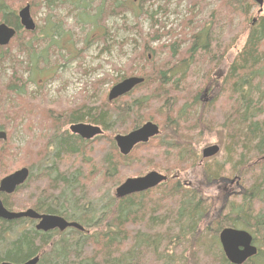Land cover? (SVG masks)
I'll list each match as a JSON object with an SVG mask.
<instances>
[{
  "label": "trees",
  "instance_id": "16d2710c",
  "mask_svg": "<svg viewBox=\"0 0 264 264\" xmlns=\"http://www.w3.org/2000/svg\"><path fill=\"white\" fill-rule=\"evenodd\" d=\"M127 1H103L97 14L101 19L115 15L122 18L131 11L135 17L151 18L148 31L139 24L123 26V30L133 35L129 39L133 50L122 67L111 64V70L121 74L117 82L132 76L143 78V82L111 102L107 96L96 95L93 101L92 95L82 94V103L78 106L57 111L52 103L46 110L41 109L45 113H40V120L34 119L38 126L34 127L30 121L24 132L32 136L33 128L39 127L42 131L44 126H53L39 142L45 154L38 167L42 162L46 165L33 172L34 167L28 166L27 159L24 166L29 175L25 183L13 194L1 195L8 210L22 211L29 207L77 222L83 229L42 232L35 229L30 219H0V263L20 264L38 256L37 264H144L149 255L153 256V264H182L190 252L188 258L196 256L194 264H230L217 235L222 228L234 227L249 230L258 247L257 254L245 264H264V162L259 161L264 156V8L260 13L257 11L256 19H251L256 8L251 0H211L216 3V9L213 7L200 20L196 17L205 0H187L189 17L185 16L174 29L165 30V24L148 13L147 0ZM42 5L48 16L42 31L45 39H36L33 33L38 28L34 32L24 31L8 1L0 0V21L16 30L11 42L0 47V70L4 73L7 63L11 71L4 82L0 78L3 109L0 110L8 112L14 121L9 118L10 123L0 124L2 131L10 124V133L23 114L19 106L21 98L29 95L34 104L28 106L34 111L35 100L37 103L46 100V94L40 97L43 89L36 95L27 93L30 79L22 76L24 70L30 74L41 71L42 66L35 60L56 48L48 39L56 28L49 22L54 17L53 3L43 0ZM162 9L160 6L159 10ZM106 32L96 40L106 43ZM165 37L168 41L163 40ZM47 40V46L37 48L36 44ZM240 40V47L234 48ZM154 43L161 44L153 47ZM231 46H234V55L221 79L223 96L202 102L204 85L213 78ZM16 56H24L28 66H23V59ZM110 78L105 74L92 83L94 94ZM9 96L19 101L8 102L5 107L4 100ZM27 117L33 119L32 114ZM40 121L43 126H39ZM145 121L157 124L160 133L147 143L136 145L128 155H121L112 133L113 136L126 134ZM82 122L97 125L106 134L83 140L62 129L64 124ZM164 125L170 129L169 140L162 138ZM219 129L225 133L221 134ZM212 130H218L216 133L223 137L221 151L225 150L227 155L223 162H217L215 157L200 161L199 149L207 143L211 135L207 133ZM34 144H28V151L35 152ZM148 144H157L154 151ZM2 146L0 166L11 156L8 141L2 142ZM139 148L151 150V155L146 154L150 155L149 159L145 155L133 157ZM185 165L191 166L200 179L217 181L216 186L228 173H237L240 177L244 173V179L249 177V184L237 200L225 204L218 213V209L212 210L208 202L211 199L196 183L194 187L182 185L181 179L187 176L180 177L178 173ZM122 167L132 168L133 177L149 170L163 172L167 180L152 190L116 198L107 192L120 183L101 189L103 180L95 179L97 175H94L103 170L105 179H109ZM87 170L89 174L85 175ZM176 177V182L169 185ZM22 191L25 193L19 194Z\"/></svg>",
  "mask_w": 264,
  "mask_h": 264
},
{
  "label": "rangeland",
  "instance_id": "374dc122",
  "mask_svg": "<svg viewBox=\"0 0 264 264\" xmlns=\"http://www.w3.org/2000/svg\"><path fill=\"white\" fill-rule=\"evenodd\" d=\"M7 1L10 4L11 9L15 11V14H17L18 10L21 7L25 5L30 6L31 16L36 24V27L38 28L36 32H34L36 29L33 31L34 32L33 34L36 39L39 38L43 39L44 35H42V31L45 25L46 18L48 17L46 8H44V6L42 5L43 0H7ZM103 1L105 3H109L111 0H84V1L80 0V2L79 1L75 2L74 0H58L52 2L53 5L51 7V10H52V16L54 17H51L49 22L52 23V25L55 24L54 26H56V28H55V32L53 34H50L48 39L54 42L56 48L55 49L53 48V50H51L52 51L51 53L44 52L42 57H39L37 58V60H35L37 61V65L39 67L42 66L43 69L41 71L34 70L33 74H30V72L27 70L22 71L23 78L30 79V82L29 83L27 82V90H28L27 93L31 94L32 92L35 93L36 95L39 93L40 90L43 89L41 91L40 97L41 96L44 97V94H46V100H44L43 102L41 100V102L39 101V103H37L35 100V105L37 109L36 111H34V108L32 110L31 106H28L30 105L29 103L34 104V102L30 100L31 99L29 98L30 96L27 95L25 96V98H21L23 99V101H21L22 104L19 106H22L20 107V110L24 112L22 115L20 114L21 116L19 120L16 121V123L14 124L15 126L13 127L12 129L13 131L11 133H9L11 128L10 124L8 128L5 129V132L8 134L6 140L0 141V148L1 147L3 148L2 142L8 141V145H11L10 147L11 150L8 152L11 153V156H9L4 161V165L0 166V178H2L4 175H7L8 173H12L20 169V166L21 168L25 167L24 165H26L27 159H28V163H27L28 166L34 167L33 172H36L37 170L45 166L46 162H42L38 167V164L41 162L39 161L41 156L45 154V148H42L43 144L39 145V142L41 143L42 139H45L46 134L54 129L53 126L51 125V128L48 126H44L43 128L45 130L43 129L42 131L39 129V127L33 128L32 136L24 132V127H26L28 125V122L30 121H32L34 127H37L38 123L34 119L40 120V113L44 114L46 108L51 107V105L53 104L55 105V107L57 106V111L60 110L62 111V109L66 107H71L73 105H77V106L80 105L82 103V99H81L82 94L86 95L87 97L92 95L93 101L97 99L96 95L100 96L101 98H106V96L108 95V91L110 90V88L113 86L114 83L116 84V82L120 79L119 77L121 75L118 72H113L111 70V64H114L118 67H122L123 64L126 62V60L130 57L131 52L133 50V45L129 40L130 38H133V35L123 30V26L124 25L134 26L136 24H139L144 31L149 30L152 23V20L150 21L151 18H147L144 16L135 17L136 15L131 11L126 12L123 15L124 18L122 17L123 19L121 18V16L118 17L116 15L101 19V15L99 16L97 13L101 11V5L103 4ZM139 1L140 0H136V3H138ZM100 3L101 5L99 6ZM127 3H129V0L127 1ZM187 5H188L187 0H181L180 2L177 0H170L168 4L164 3V0H154V1L147 0L145 8L148 10V13L153 14L154 20L163 22L165 24V30H168L169 28L174 29L180 20H182L185 16H188L189 13L187 12H189L188 11L189 5L188 7ZM160 6L163 7L162 10H159ZM213 7L214 8L216 7V3H213V1L211 2V0H205V5L200 6V10H199L200 15H198L196 18L197 19L200 18L201 20V18L204 17L209 10H212ZM196 9L193 11H197ZM258 9L259 7L256 4V8L252 11L251 19L253 18L256 19ZM84 15H86L87 17H79ZM94 16H96L97 19ZM1 22L2 21H0V23ZM104 32L107 33V42L103 44L102 41H99L100 39L99 40L96 39L98 36L103 35ZM224 34L225 31L223 35ZM168 39L169 38L165 37L163 40L168 41ZM49 40L44 41L43 43L36 44L37 48L39 47L42 48L43 46H47ZM30 41H32V39ZM161 43L157 45H155L156 43H154L153 47L158 46ZM121 44H122V48L119 47ZM236 44L237 45H235V47L231 46V48H228L225 58L221 61V64L218 65V67L216 68L217 70L213 73L214 75H212L214 79L210 77L211 78L210 81L206 83L204 87L202 86L203 90L208 87L209 90L212 91V93H209V95H207L208 100L205 102H211L213 100H216L218 97L221 98V96H223V92H222L223 83L221 79L227 71L228 63L233 58L234 55L233 47L239 48L241 44V40L236 42ZM14 52L15 50H13V53ZM16 58L20 60L23 59L22 60L23 66L24 65L28 66V61H26L24 56H16ZM5 66L6 69L4 73L3 71L0 70V78L2 82L7 80V75L8 76L11 75L10 74L11 71L10 69H8L9 65L6 63ZM18 72H20V70ZM105 74L110 75L111 78L109 80H106L105 82H102L100 88L94 94L91 88V84L94 83L95 81L102 79V77ZM17 93L19 94L20 91L18 90ZM201 100L202 102H204V97H202ZM4 101H5L4 105L6 107L7 104L11 103L12 101L18 102L19 99L16 98L15 96H9ZM12 104L15 105V103ZM10 106L11 104L8 105V107ZM41 109H45V110L42 111ZM167 111H169V108ZM30 114H32L33 116V119L31 120L27 117ZM9 118L11 119L8 112L4 111L3 113L0 114V124H4L5 122L10 123ZM12 121L13 119H11V122ZM160 124L163 125L162 123ZM40 125H42L41 121L39 123V126ZM62 129L69 131V125L64 124ZM216 131L218 130H212L210 133H207L211 135L207 137L208 139L207 143L203 144V146L200 147L199 149L200 153H201V149L209 144L216 143L220 145V148L224 147V145H222L221 143L223 141V137L219 136L216 133ZM219 132H221V134L225 133V131H222L221 129H219ZM103 134L105 135L106 133L103 132ZM112 137H114L113 133H112ZM170 137H171L170 129L168 130L164 125L162 138L169 140ZM28 144L35 145L36 147L35 152L34 150L33 152L28 151ZM156 145L157 144H153L150 146L152 147L151 148L152 151H154L153 147ZM16 149H19L17 153L15 151ZM5 150L6 148L4 149V151ZM151 150L144 151L142 150V148H139L135 151L136 153L133 154V157L142 158V156L145 155L149 159V156L152 153ZM161 152L163 154V150H161ZM171 152L172 151H170V153ZM146 154H150V155H146ZM25 156L27 158H25ZM226 157H227L226 151L222 150L217 154L215 160L217 162H223L226 160ZM147 160H145L146 161L144 162L145 164H149ZM259 161H262V158ZM87 167L88 166L86 165L85 168ZM193 170L194 169L191 166L185 165L183 171L178 173L180 177H183L184 175L188 177V179L187 177L181 179V181H184L182 185L186 184L187 186L189 183V185L194 187V183H196L199 186V189H203V191L205 192L204 194H207V196L211 199L208 201L211 204V208H213V210L219 209L218 213H221V211H223L225 204H227L231 200H237L239 194L242 193L244 186L249 184L248 182L249 177L247 176L246 177L247 179L246 178L244 179V173H242L241 177L237 173L232 175L228 173L224 178L227 179L226 182L229 181V183L227 184L225 182H222L221 184L216 186L212 182L207 181L205 177H202L200 179V176L198 174H195ZM131 172H132V168L122 167L120 170H118L117 174H115L111 178L109 177V179L108 178L105 179L106 178L104 177L105 171L103 170L96 172L94 177L97 175L95 179L103 180V186L101 188L103 189L107 186L113 185L116 182L121 183L126 178L133 177V173ZM246 172L250 176L249 172L248 171ZM87 173L89 174V170L85 171V175H87ZM177 178L178 177L170 181L169 185H172L174 182H176ZM116 187L117 186L111 188L107 192V194L114 196ZM228 189L237 193L235 195L236 198H233L234 196L231 197L230 195L227 197L226 193ZM24 193L25 191H22L19 194H24ZM14 208L16 209V207ZM190 255H191L190 252H188L183 258V261L187 258L186 259L187 262L186 263L184 262L185 264H194L196 260V256H193L190 259L188 258ZM153 262H154L153 256H149V255L146 256L144 264H153ZM177 264H181V263L177 262Z\"/></svg>",
  "mask_w": 264,
  "mask_h": 264
},
{
  "label": "water",
  "instance_id": "95a60500",
  "mask_svg": "<svg viewBox=\"0 0 264 264\" xmlns=\"http://www.w3.org/2000/svg\"><path fill=\"white\" fill-rule=\"evenodd\" d=\"M252 1H254L259 7H261L264 3V0ZM17 17L24 30L28 32L35 30L36 25L31 17L29 5H25L21 8L17 12ZM15 34L16 31L14 28L9 27L3 22L0 23V46H7ZM142 82L143 78L137 76L121 80L120 82L114 84L108 91V101L111 102L119 97H122ZM69 131L84 140H91L92 138L102 134V130L99 126L86 123L70 125ZM159 133L160 130L158 125L154 122L147 121L126 134H116L113 140L119 153L126 156L136 145L140 143H147L151 138L157 136ZM6 138V133L4 131H0V141H4ZM219 150L220 147L217 144L206 146L201 150V157L202 159L210 158L216 155ZM28 175L29 170L27 168H20L3 177L0 180V194L14 193L17 187L25 183ZM166 180L167 176L158 171H149L138 177H129L115 189V197L123 198L131 194L148 191ZM20 218L39 220V223L36 225V229L41 231H49L53 229L63 231L68 227H75L80 230L83 229L75 222H68L61 216L53 214H39L33 209H27L19 212L9 211L4 207L0 199V219L16 220ZM218 238L223 254L231 264H243L257 254V247L252 243V236L246 230L226 227L220 231ZM38 259V256H35L20 264H37ZM0 264L16 263L2 262Z\"/></svg>",
  "mask_w": 264,
  "mask_h": 264
},
{
  "label": "flooded vegetation",
  "instance_id": "af4514ba",
  "mask_svg": "<svg viewBox=\"0 0 264 264\" xmlns=\"http://www.w3.org/2000/svg\"><path fill=\"white\" fill-rule=\"evenodd\" d=\"M120 82V81H119ZM118 83V82H117ZM209 93H212V91L211 90H209V88L207 87V88H205L204 90H203V93H202V95H201V98L202 97H204V102L205 101H207L208 99H207V95H209ZM209 98V97H208ZM82 123H85V122H82ZM70 125H72V124H70ZM69 125V126H70ZM76 135V134H75ZM78 136V135H77ZM84 140V139H83ZM225 179V178H224ZM224 179H219L218 180V182H219V184H221L222 182H225V183H229V181H227L226 182V180H224ZM188 182V181H187ZM212 183L213 184H217V181H215V180H213L212 181ZM188 185H189V183H188ZM237 185V184H236ZM238 186V185H237ZM244 193V189H243V191H242V193H240V194H243ZM227 196H232V195H236L237 193L236 192H234V191H231L230 189H228V191H227ZM1 195H11V194H0V199H1ZM1 201H2V199H1ZM3 204V203H2ZM8 210V209H7ZM34 210V209H33ZM210 210V209H209ZM212 210H213V208H212ZM215 210V209H214ZM219 210V209H218ZM9 211H12V210H9ZM34 211H36V210H34ZM14 212H19V211H14ZM37 213H39V214H47V213H40V212H38V211H36ZM59 216V215H58ZM62 217V216H61ZM25 219H28V218H25ZM29 220V219H28ZM31 221H33L34 223H33V225H34V227H35V229H36V225L39 223V220H35V219H30ZM67 221V220H66ZM68 221H70V220H68ZM223 229V228H222ZM221 229V230H222ZM236 229H242V230H246V231H248L249 232V230H247V229H243V228H236ZM53 230H57V231H59V232H63V231H60V230H58V229H53ZM53 230H49V231H53ZM220 230V231H221ZM39 231H41V230H39ZM220 231H219V233H220ZM42 232H44V231H42ZM45 232H48V231H45ZM219 233H218V235H219ZM250 233V232H249ZM251 234V236H252V243L257 247V245L255 244V242H254V240H253V235H252V233H250ZM218 235H217V241L219 242V238H218ZM257 249H258V247H257ZM253 258V257H252ZM252 258H250V259H252ZM250 259H248L246 262H248ZM227 260V259H226ZM228 261V260H227ZM246 262H244L243 264H245ZM231 264V263H230Z\"/></svg>",
  "mask_w": 264,
  "mask_h": 264
},
{
  "label": "bare ground",
  "instance_id": "6f19581e",
  "mask_svg": "<svg viewBox=\"0 0 264 264\" xmlns=\"http://www.w3.org/2000/svg\"><path fill=\"white\" fill-rule=\"evenodd\" d=\"M204 1V0H203ZM38 10V9H37ZM224 52V51H223ZM5 64V63H4ZM5 68V67H4ZM9 69V68H8ZM1 91V90H0ZM4 95V94H3ZM1 102V101H0ZM117 102V101H116ZM10 121V120H9ZM8 123V122H7ZM13 127V126H12ZM101 128V127H100ZM13 130H11V132H12ZM104 131V130H103ZM5 132V131H4ZM10 132V133H11ZM7 134V133H6ZM7 136V135H6ZM14 146V145H13ZM14 155H16V154H14ZM20 168H21V166H20ZM14 169H15V167H14ZM118 169V168H117ZM11 170V169H10ZM13 170V169H12ZM9 172V171H8ZM117 172V171H116ZM238 172V171H237ZM9 174V173H8ZM117 174V173H116ZM240 175V174H239ZM77 225H79L77 222H75ZM80 226V225H79ZM70 228H75V227H70ZM75 229H78V228H75ZM78 230H80V229H78ZM45 232V231H44Z\"/></svg>",
  "mask_w": 264,
  "mask_h": 264
}]
</instances>
